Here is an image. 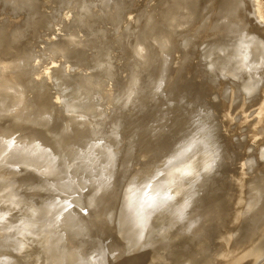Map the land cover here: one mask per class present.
<instances>
[{"label": "water", "instance_id": "water-1", "mask_svg": "<svg viewBox=\"0 0 264 264\" xmlns=\"http://www.w3.org/2000/svg\"><path fill=\"white\" fill-rule=\"evenodd\" d=\"M253 0H0V264H264Z\"/></svg>", "mask_w": 264, "mask_h": 264}, {"label": "rangeland", "instance_id": "rangeland-1", "mask_svg": "<svg viewBox=\"0 0 264 264\" xmlns=\"http://www.w3.org/2000/svg\"><path fill=\"white\" fill-rule=\"evenodd\" d=\"M258 2V9H259V14L261 15V18L259 19L258 15L256 16V22L257 24L264 25V0H257ZM253 7V6H252ZM254 9V7H253ZM261 21L263 23H261Z\"/></svg>", "mask_w": 264, "mask_h": 264}, {"label": "bare ground", "instance_id": "bare-ground-1", "mask_svg": "<svg viewBox=\"0 0 264 264\" xmlns=\"http://www.w3.org/2000/svg\"><path fill=\"white\" fill-rule=\"evenodd\" d=\"M252 6L254 7V11H255L256 16L258 15V17L260 19L261 18V15L259 14L260 12H259V9H258V2H257V0H253ZM261 23H263V22L261 21Z\"/></svg>", "mask_w": 264, "mask_h": 264}]
</instances>
